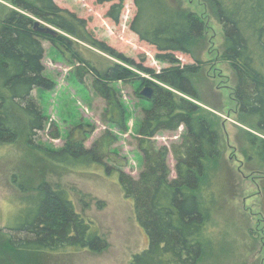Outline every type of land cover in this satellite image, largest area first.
<instances>
[{
  "label": "trees",
  "instance_id": "1",
  "mask_svg": "<svg viewBox=\"0 0 264 264\" xmlns=\"http://www.w3.org/2000/svg\"><path fill=\"white\" fill-rule=\"evenodd\" d=\"M56 1L15 0L17 10L9 12L0 25V143L11 142L20 134L35 148L32 144L36 134L46 128L47 117L33 92L53 91L56 85L45 76L42 41L51 42L65 53L71 51L74 42L70 38H73L111 57H119L104 42L93 38L86 20L61 9ZM125 1L99 0L101 4H112L106 16L115 23L121 20ZM201 2L223 29L221 58L234 73L232 93L240 122L258 134L241 130L237 137L239 150L246 162L264 171V0ZM134 3L131 31L157 49V59L170 64L160 73L147 71L159 84L144 81L116 63L100 71L80 55L73 57L81 64L77 76L82 78L90 73L95 76L92 87L107 104L104 121L121 131L126 130V112L115 84L140 80L153 88L152 99L142 96L150 106L143 111L139 127V150L144 161L139 179L104 164L106 151L115 142L109 132L91 149L73 142L57 152L40 153L55 166L76 167V163L86 159L108 175L118 173L125 197L134 201L138 225L149 237V248L135 255L131 264H202L210 247L209 231L218 225L216 195L221 156L217 122L198 104L206 105L197 79L202 72L207 24L177 0H134ZM36 20L62 34L37 33L33 28ZM176 54L187 55L195 62L182 65ZM131 64L142 69L134 62ZM16 126L21 127L17 132ZM180 127L185 129L182 144L171 151L165 147L155 149L153 138ZM53 135L55 139L59 136ZM170 152L175 159L176 179H171L167 165ZM36 194L32 202H27L34 207L8 229L7 244L13 256L25 264L29 257L51 251L88 250L98 254L106 250V239L97 226L75 212L63 189L42 182Z\"/></svg>",
  "mask_w": 264,
  "mask_h": 264
},
{
  "label": "rangeland",
  "instance_id": "2",
  "mask_svg": "<svg viewBox=\"0 0 264 264\" xmlns=\"http://www.w3.org/2000/svg\"><path fill=\"white\" fill-rule=\"evenodd\" d=\"M14 1L1 0L0 25L9 12L17 10ZM177 1L184 9L196 12L207 24L206 48L201 56L202 72L197 79L206 105L198 104L209 112L212 121L217 122L220 139L217 183L220 187L216 195L218 225L209 231L210 247L202 264H264V171L246 162L239 150V132L244 129L255 135L257 132L240 122L232 93L234 73L230 64L221 58L223 29L201 0ZM56 4L86 20L93 38L104 42L119 57H111L73 38H70L74 42L71 51L66 50L65 53H61L51 42L42 41L45 76L56 85L53 91L33 92L34 99L47 117L46 128L36 134L32 144L35 148L20 134L11 142L0 143V264H24L22 259L10 253L7 233L20 215L34 207L27 202H32L37 196L36 189L42 182L61 188L68 194L75 212L97 226L100 235L106 239L107 248L98 254L88 250L51 251L33 255L25 264H131L135 255L149 248V237L138 225L134 201L125 197L118 173L108 175L102 167L91 165L86 159L76 163V167L55 166L45 161L40 152H57L73 142L91 149L105 132H109L115 137V142L106 151L104 164L139 179L144 170L138 143L139 127L143 111L150 106L141 92L151 86L143 85L140 80L115 84L126 112V130L121 131L104 121L107 104L92 87L95 76L91 73L84 74L82 78L77 76L81 64L73 56L80 55L100 71L116 63L152 83L158 81L147 71L160 73L170 64L157 59V49L142 42L131 31L130 25L136 12L134 0L125 1L119 23L106 16L111 3L57 0ZM176 58L182 65H193L195 62L187 55L176 54ZM131 62L140 65L143 70ZM19 128L16 126L15 131ZM55 133L59 135L56 139ZM184 135L185 129L180 127L178 131L158 134L152 142L156 150L165 147L171 151L172 147L182 144ZM167 165L171 179H176L175 159L171 152Z\"/></svg>",
  "mask_w": 264,
  "mask_h": 264
},
{
  "label": "water",
  "instance_id": "3",
  "mask_svg": "<svg viewBox=\"0 0 264 264\" xmlns=\"http://www.w3.org/2000/svg\"><path fill=\"white\" fill-rule=\"evenodd\" d=\"M34 31H36L39 34H44V35H48V36H55L57 34H59V32L57 30H55L54 28H51L49 26L43 25L42 23L35 21L34 25H33ZM153 88L149 87L144 89L141 92V96H143L145 99L149 100L153 98Z\"/></svg>",
  "mask_w": 264,
  "mask_h": 264
},
{
  "label": "flooded vegetation",
  "instance_id": "4",
  "mask_svg": "<svg viewBox=\"0 0 264 264\" xmlns=\"http://www.w3.org/2000/svg\"><path fill=\"white\" fill-rule=\"evenodd\" d=\"M3 1V0H2ZM2 2H1V0H0V4H1Z\"/></svg>",
  "mask_w": 264,
  "mask_h": 264
}]
</instances>
